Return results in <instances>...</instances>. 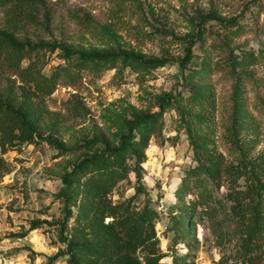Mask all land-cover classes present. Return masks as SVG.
Here are the masks:
<instances>
[{"label": "rangeland", "instance_id": "rangeland-1", "mask_svg": "<svg viewBox=\"0 0 264 264\" xmlns=\"http://www.w3.org/2000/svg\"><path fill=\"white\" fill-rule=\"evenodd\" d=\"M50 12L47 31L29 34L32 40L57 42L72 48L95 52L133 53L143 59L162 58L165 62L148 70L125 67L99 74L81 71L75 85L59 81L45 99L49 110L48 126L37 144H22L3 157L11 171L0 179V254L13 258L15 264H46L49 256L62 249L58 241L62 203L55 196L62 187L61 175L73 163L93 149L85 142L93 137L113 139L126 120L158 110L160 99L170 103L162 116L159 135L151 138L140 179L133 173L113 190L114 201L134 194L140 183L159 214L156 234L160 249L168 253L171 232L168 213L177 199L174 190L184 169L194 163L192 143L182 125L176 102L200 87L209 92L215 109L207 113L194 107L195 124L206 136V144L229 156L227 129L233 112L234 84L239 83L246 112L264 123V62L240 67L230 62L231 54L264 48V0H46ZM86 14L96 24L91 34L73 15ZM209 14L212 16L208 17ZM2 11L0 8V21ZM236 20L226 36L222 22ZM190 59L182 65L186 45ZM60 49L39 51L44 61L42 71L51 72L64 64ZM232 52V53H231ZM26 62V61H25ZM23 62L22 65L26 63ZM5 78L17 79L8 71ZM240 79V81H239ZM239 81V82H238ZM241 133V132H239ZM241 134L243 140L254 135ZM251 135V136H250ZM251 146L250 156L264 150V136ZM63 148L66 153H61ZM46 220L29 230L32 220ZM206 223L198 225V241L188 249L178 243L180 252H189L191 264H242L236 260L235 239H218ZM23 234V235H21ZM65 256L53 264H66ZM163 264H170L166 256Z\"/></svg>", "mask_w": 264, "mask_h": 264}, {"label": "trees", "instance_id": "trees-1", "mask_svg": "<svg viewBox=\"0 0 264 264\" xmlns=\"http://www.w3.org/2000/svg\"><path fill=\"white\" fill-rule=\"evenodd\" d=\"M0 8V71H8L17 78L2 81L0 77V179L12 169L4 153L19 149L22 144L49 139L42 137L49 124L54 126L49 121L45 99L59 81L75 85L82 70L93 74L112 68L121 73L125 67L143 71L165 62L162 58L145 60L133 53L95 52L57 42L50 44L40 37L32 40L29 34L50 27L46 0H0ZM73 17L91 34L97 33L96 24L88 15L75 13ZM221 24L227 29L226 36L238 29H229L236 24L235 19ZM56 48L60 49L64 64H57L45 74L39 51L51 52ZM189 59L187 44L182 65ZM23 62L26 64L22 65ZM263 62L264 48L256 52L242 50L239 55L232 53L229 63L248 67ZM239 83L234 84L233 112L227 129L229 156L210 148L206 144L209 140L195 124L193 108L212 112L213 96L197 87L175 101L192 143L194 163L184 169L174 190L177 202L168 213V253L160 249L156 234L158 212L148 197L139 199L140 193H144L140 183L127 198L114 201L111 197L116 186L131 173L140 179L146 150L151 138L160 134L162 116L170 103L162 98L157 111L119 125L112 140H87L84 148L93 152L62 173V187L55 196L64 213L57 235L64 247L49 256L46 264H53L61 256L66 257V264H163L166 256L170 264H191L189 252H180L176 246L183 243L191 249L198 241V225L203 223L218 239H235L236 260L242 264H264V150L253 156L248 154L251 146L259 144L260 136H264V123L246 112ZM245 132L254 136L244 141L240 135ZM59 149L61 153L71 151ZM45 222L32 220L29 230Z\"/></svg>", "mask_w": 264, "mask_h": 264}, {"label": "built area", "instance_id": "built-area-1", "mask_svg": "<svg viewBox=\"0 0 264 264\" xmlns=\"http://www.w3.org/2000/svg\"><path fill=\"white\" fill-rule=\"evenodd\" d=\"M0 264H15V261L11 257L0 254Z\"/></svg>", "mask_w": 264, "mask_h": 264}]
</instances>
